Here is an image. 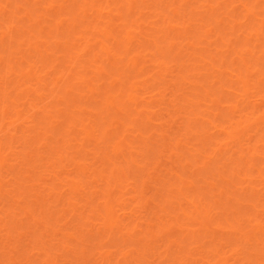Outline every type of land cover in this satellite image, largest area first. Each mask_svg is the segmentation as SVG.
Listing matches in <instances>:
<instances>
[{
	"label": "bare ground",
	"instance_id": "obj_1",
	"mask_svg": "<svg viewBox=\"0 0 264 264\" xmlns=\"http://www.w3.org/2000/svg\"><path fill=\"white\" fill-rule=\"evenodd\" d=\"M0 264H264V0H0Z\"/></svg>",
	"mask_w": 264,
	"mask_h": 264
}]
</instances>
